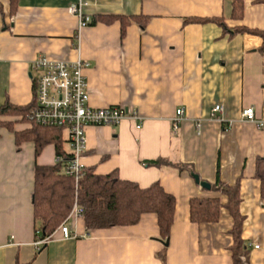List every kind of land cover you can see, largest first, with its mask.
Wrapping results in <instances>:
<instances>
[{"label":"crops","instance_id":"0c3cea01","mask_svg":"<svg viewBox=\"0 0 264 264\" xmlns=\"http://www.w3.org/2000/svg\"><path fill=\"white\" fill-rule=\"evenodd\" d=\"M76 1L17 0L12 13L10 0H0V105L32 100L30 64L38 55L84 59L90 105L134 107L142 120L138 129L129 119L86 126L81 163L98 175L115 171L141 187L158 181L172 194L176 205L168 245L160 239L156 215L145 213L137 224L89 234L80 217L71 227L77 237L63 239L57 228L37 249L33 167L55 163V147L47 144L35 156L32 141L16 146L13 131L1 126L0 264H232L228 211L221 208L215 223H194L189 216L192 197L226 202L192 175L212 184L217 171L221 182L239 184L240 237L248 248L244 264H264V198L255 176L256 161L264 157V126L239 120L241 110L252 107L264 121V44L259 35L229 31L244 26L264 32V2L243 0L242 18L234 19L233 0H90L91 23L78 30L77 17L68 10ZM117 16L125 21L123 35L120 19H100ZM190 18H216L229 30ZM217 103L224 117L235 121L232 127L224 129L210 118ZM179 107L185 118L173 132ZM29 127L24 121L12 124L14 130ZM63 131L62 149L70 153ZM158 158L167 164L148 163ZM163 252L165 263L157 256Z\"/></svg>","mask_w":264,"mask_h":264},{"label":"trees","instance_id":"16d2710c","mask_svg":"<svg viewBox=\"0 0 264 264\" xmlns=\"http://www.w3.org/2000/svg\"><path fill=\"white\" fill-rule=\"evenodd\" d=\"M264 2V0H258ZM17 0H10V8L14 12ZM243 0H233L232 18L241 19L243 15ZM118 18L122 22L121 35L125 31L123 17H102L104 21ZM189 21H215L226 30L228 27L219 19L190 18ZM140 26L144 27L143 22ZM229 31L247 32L259 35L263 39L264 32L236 26ZM35 83L33 81V98L26 105H13L5 102L0 105V127L5 126L13 131L14 142L19 146L24 141L34 143V155L38 156L47 144H54L56 155H61L63 161L48 165L35 163L33 167L34 183L32 191V205L34 215V231L40 238L50 237L64 221L76 202L82 209V219L86 234L97 229L114 226H130L137 224L145 213H153L157 217L160 239L165 241L170 236L174 222L176 200L166 192L158 181L146 187H141L134 181L121 179L113 171L105 175L95 174L85 167L83 175L75 182L74 177L64 173L65 161L71 154L62 149V129L42 127L29 119V111L33 105ZM12 116L15 120H4L2 117ZM24 121L30 124L29 128L14 130L12 124ZM149 164L161 166L167 164L161 158L148 161ZM180 170L186 169L185 165H177ZM188 169V168H187ZM193 175V173H192ZM255 176L260 180L261 196L264 198V157L256 161ZM210 191L219 192L226 196L222 203L218 196L192 197L189 200V216L194 223H215L219 219L221 208H225L232 217L230 234L233 242L229 247L232 264H244L247 259L248 248L241 240L240 233L244 217L239 211V184H226L220 181L219 171L216 181L210 184ZM43 243L38 249L45 246ZM165 263V254H157ZM244 256V259L241 257Z\"/></svg>","mask_w":264,"mask_h":264},{"label":"built area","instance_id":"2783aa9c","mask_svg":"<svg viewBox=\"0 0 264 264\" xmlns=\"http://www.w3.org/2000/svg\"><path fill=\"white\" fill-rule=\"evenodd\" d=\"M89 1L77 0L68 7L69 12L77 17L78 30L91 23V16L86 12ZM86 66L87 62L80 57L73 61H65L54 60L45 55H38L30 64L35 92L29 119L36 125L62 129L67 132V143L71 156L65 161L64 173L73 176L75 182L83 175L85 169L81 163V157L86 150V126L116 125L123 119H129L138 129L142 120L138 110L134 107L125 105L94 107L90 105L88 83L83 72ZM209 116L220 122L224 129L232 127L235 122L224 117L223 106L218 103L213 105ZM184 118V109L179 107L172 119L173 132L179 129V124ZM239 120L255 123L258 127L264 126V121L255 117L252 107L242 109ZM194 124L196 133H200L201 119H196ZM55 161L61 162L63 157L57 155ZM80 217H82V209L74 202L71 211L58 227L61 238L68 239L78 236L71 227ZM50 238L51 236L38 237L34 242L35 247L38 249ZM254 247L257 248L258 245Z\"/></svg>","mask_w":264,"mask_h":264},{"label":"water","instance_id":"95a60500","mask_svg":"<svg viewBox=\"0 0 264 264\" xmlns=\"http://www.w3.org/2000/svg\"><path fill=\"white\" fill-rule=\"evenodd\" d=\"M193 177H194L195 181H196L197 183H200V185H201L202 187H204V188H206V189L210 188V184H209V183H206V182H204V181H199V178H198L197 175H194V174H193ZM162 242H163V244H164L165 246L168 245V239H166L165 241H162Z\"/></svg>","mask_w":264,"mask_h":264},{"label":"rangeland","instance_id":"374dc122","mask_svg":"<svg viewBox=\"0 0 264 264\" xmlns=\"http://www.w3.org/2000/svg\"><path fill=\"white\" fill-rule=\"evenodd\" d=\"M63 136H64V139H67V132L66 131H63ZM64 143H65L64 144L65 147H68L69 146L68 143L66 142V140H65Z\"/></svg>","mask_w":264,"mask_h":264}]
</instances>
